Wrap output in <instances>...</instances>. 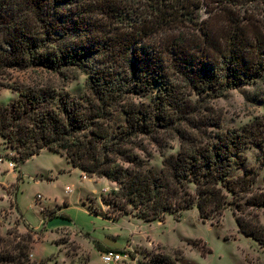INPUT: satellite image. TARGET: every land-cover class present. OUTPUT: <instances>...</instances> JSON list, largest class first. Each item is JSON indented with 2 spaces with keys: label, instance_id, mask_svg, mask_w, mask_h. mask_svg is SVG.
I'll use <instances>...</instances> for the list:
<instances>
[{
  "label": "trees",
  "instance_id": "trees-1",
  "mask_svg": "<svg viewBox=\"0 0 264 264\" xmlns=\"http://www.w3.org/2000/svg\"><path fill=\"white\" fill-rule=\"evenodd\" d=\"M8 70L36 75L0 107V146L17 164L43 149L64 156L117 185L105 205L146 221L195 207L214 220L234 204L240 232L264 249V189L252 170L231 177L253 132L208 134L216 118L201 106L209 92L264 84V0H0V80ZM79 73L85 93H61ZM164 131L178 152L166 154ZM36 235L0 232V264H30Z\"/></svg>",
  "mask_w": 264,
  "mask_h": 264
},
{
  "label": "rangeland",
  "instance_id": "rangeland-1",
  "mask_svg": "<svg viewBox=\"0 0 264 264\" xmlns=\"http://www.w3.org/2000/svg\"><path fill=\"white\" fill-rule=\"evenodd\" d=\"M199 15L207 17L204 12ZM35 78L32 70H8L0 80V107L17 100L19 90H25ZM87 79L86 74L79 73L60 92L80 97ZM204 96L201 106L211 107L209 112L216 118L208 134L244 129L253 132L252 144L243 150L246 160L243 165H233L231 177L252 170L248 174L256 175L255 186L264 189V84ZM191 98L197 102L199 96L193 93ZM162 136L167 155L179 151L177 135L164 131ZM148 148L153 156L147 163L160 173L164 159L156 147ZM14 156V150L0 146L4 161L0 167V232L4 236L15 231L38 232L30 264H104L102 257L109 251L124 253V261L118 264H158L160 256L178 257L176 264H264V249L240 232L234 204L214 220L204 221L195 207L183 211L181 217L170 215L163 221H146L134 212L123 214L114 204L109 207L101 202V196L114 194L117 185L113 183L105 192L103 189L111 186L107 179L83 181L82 174L68 172L71 169L60 155L45 152L25 164H17ZM10 161L16 163L14 170L9 168ZM63 170L66 172L60 173ZM67 186L74 189L70 196ZM254 211L260 214L264 227V207Z\"/></svg>",
  "mask_w": 264,
  "mask_h": 264
},
{
  "label": "crops",
  "instance_id": "crops-1",
  "mask_svg": "<svg viewBox=\"0 0 264 264\" xmlns=\"http://www.w3.org/2000/svg\"><path fill=\"white\" fill-rule=\"evenodd\" d=\"M45 152H51V151H49V150H46V149H43L42 151H41V153L40 154H42V153H45ZM51 153H54V152H51ZM39 154V155H40ZM54 154H57V153H54ZM39 155H36V156H39ZM57 155H59V154H57ZM36 156H34V157H36ZM61 156V155H60ZM62 158H64L65 160H66V162H67V164L69 165V168L71 169V170H69L68 172L69 173H72V172H78L79 174H82V176H81V179L84 181V180H93V179H100V180H102V179H107V178H99V177H92V178H90V177H88L87 176V178L86 179H84L83 178V176L85 175L79 168H76V167H74L64 156H61ZM33 158V157H32ZM28 161V160H27ZM26 162H23V163H21V164H25ZM4 164V161H3V159H1L0 158V167L2 166ZM66 172V170H63V171H60V173H65ZM51 180V179H50ZM108 180V179H107ZM108 183H109V185H111V186H109V187H106V188H104L103 190L105 191V192H108L109 191V189H111V187H113V182H111V181H107ZM67 187H70V186H67ZM66 187V188H67ZM72 188V187H71ZM102 190V191H103ZM74 193V189L72 188V193L71 194H69L68 196H70V195H72ZM101 198H102V196H101ZM101 202H102V199L100 200ZM6 207H8V206H6ZM5 208V207H4ZM2 211V210H1ZM17 212L18 213H20L21 214V212H20V210H19V207H17ZM24 217V216H23ZM54 217H52V218H48L49 220H51V219H53Z\"/></svg>",
  "mask_w": 264,
  "mask_h": 264
},
{
  "label": "built area",
  "instance_id": "built-area-1",
  "mask_svg": "<svg viewBox=\"0 0 264 264\" xmlns=\"http://www.w3.org/2000/svg\"><path fill=\"white\" fill-rule=\"evenodd\" d=\"M9 168L14 170L16 168V163L14 161H10L8 163ZM83 178H87L86 175L83 176ZM66 193H72L71 187L66 188ZM38 198H41L40 195H38ZM125 255L122 252L117 251H109L105 253V255L102 257V261L104 264H118L124 261Z\"/></svg>",
  "mask_w": 264,
  "mask_h": 264
}]
</instances>
